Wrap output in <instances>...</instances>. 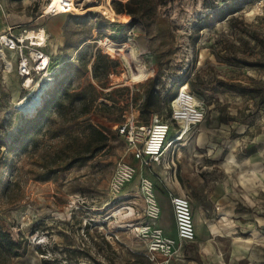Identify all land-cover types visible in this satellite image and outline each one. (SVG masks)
Returning <instances> with one entry per match:
<instances>
[{
	"label": "rangeland",
	"instance_id": "rangeland-1",
	"mask_svg": "<svg viewBox=\"0 0 264 264\" xmlns=\"http://www.w3.org/2000/svg\"><path fill=\"white\" fill-rule=\"evenodd\" d=\"M115 1L133 12L120 13L129 17L125 24L90 9L102 0H92L82 14L58 17H39L43 0H0V31L9 25L30 31L43 28L45 49L53 55L57 73L43 109L37 116L36 111L24 117L13 106L24 91L14 73L0 69V142L5 141L0 147V233L12 239L11 249L17 251L15 255L0 247V264H150L146 241L131 227L142 220L137 191L142 175L114 125L136 110L139 121L148 122L154 113L166 120L168 97L188 82L206 119L167 152V160L178 157L179 185L170 161L172 169H142L155 184L159 224L175 236L167 188L191 195L193 183L186 174L208 190L231 185L241 194L245 187H255L259 224L264 223V103L259 100L264 97V16L254 14L255 0H109L113 9ZM111 29L117 40L131 32L129 45L124 52L110 51L112 70L94 79L92 41ZM134 66L141 73L135 70L140 76L130 83L125 75ZM154 79L158 83L150 112L142 113L146 89ZM88 84L95 87L98 99L84 117L63 121L53 106L45 111L59 91ZM100 99L110 103L109 109L99 105H108ZM82 119L110 131L103 148L95 151L87 145ZM175 133L170 132L168 141L180 134ZM82 156L90 158L70 165ZM120 160L134 165L137 174L125 185L124 196L113 200L108 181ZM128 206H133V216ZM232 209L222 213L221 227L216 226L217 215L212 216L209 234L201 223L196 240L182 243L172 264H264L254 259L255 250L236 243L251 242L261 259L264 227L252 229L251 236L240 233L233 222L236 208ZM235 253L242 256L236 258Z\"/></svg>",
	"mask_w": 264,
	"mask_h": 264
},
{
	"label": "built area",
	"instance_id": "built-area-1",
	"mask_svg": "<svg viewBox=\"0 0 264 264\" xmlns=\"http://www.w3.org/2000/svg\"><path fill=\"white\" fill-rule=\"evenodd\" d=\"M43 1L39 17L76 15L74 8L82 9L85 6L84 0H57L56 3L54 0ZM81 1L83 2L81 3ZM251 7L256 16H264V0H255ZM100 13L102 14V12ZM39 29L38 27L32 31ZM29 31L21 25H9L0 31V69L3 73L7 71L16 75L19 87L24 93L17 96L13 106L24 117L29 115L26 111L36 112L43 106L47 100L48 91L57 81L53 55L46 52L45 49L47 46L45 30L43 29L44 40H31L28 38ZM115 32L114 29H111L104 36L92 41L94 44L92 58L102 55L113 60L114 56L109 53L110 51L124 52L126 50L131 32L127 35L129 37L126 36L118 40ZM186 84L178 86L169 103L170 115L166 120L160 118L158 114H154L148 123H141L138 121V110H136L137 114L129 111L123 115L122 122L114 125V130L118 136L124 138L128 150H130L133 160L138 162L140 170L163 162L168 148V137L172 130H176L175 135L180 134L171 138L169 148L180 142L192 128L205 121V108L190 91L189 86L185 87ZM41 90L43 91L39 95V100L35 103L34 95ZM29 100L34 105H26ZM183 128L185 129L182 130ZM175 139L177 140L174 141ZM136 174L135 166L123 160L118 161L108 181V194L111 199L122 198L125 185L130 183ZM137 191L142 198L140 216L142 220L136 225H131L132 231L140 239L147 240L150 264H172L174 257L180 251V245L194 242L196 239L190 199L184 194L168 191L176 233V238H172L166 235L163 228L157 224L160 219L161 207L156 198L152 179L141 176ZM128 194H130L129 191ZM127 208L128 212L130 209L132 210L131 216H133L135 212L133 206ZM220 218L217 222L222 219ZM109 238H112V235H109Z\"/></svg>",
	"mask_w": 264,
	"mask_h": 264
},
{
	"label": "crops",
	"instance_id": "crops-1",
	"mask_svg": "<svg viewBox=\"0 0 264 264\" xmlns=\"http://www.w3.org/2000/svg\"><path fill=\"white\" fill-rule=\"evenodd\" d=\"M167 152L165 153L164 160L161 164H152L149 168H146V169L148 170V173H150V171H152V169L154 167L162 165V166H164L165 169H172V167H171V165H172L174 168L173 177L175 178V184L179 185V182L176 178V164H175V158L177 160L178 157L174 158V156H173L170 160H169V158L167 160V157H168ZM169 161L171 162V165H170ZM138 171H139L140 175H142V176L144 175V174H142V170H140V167H138ZM185 176H186V178H189L191 183H193V185H192L193 192L191 195H187V194L183 193L182 191L180 193L174 192L173 190H171V188H167V190L174 192L175 194H184V195L189 197L192 212L194 211L193 220H194V225H195V230H196V238H197V235L199 234V231H200L199 226L201 223H204V226L207 230V233L209 234L208 229H207V225L209 222H213L212 216L216 214L217 217L220 218L222 213H226L227 211H229V209H231V211H233L234 209H232V208H236V215H235L236 220L235 221L233 220V222H235L234 223L235 227L237 228V230L240 231V233L250 234V236H251L252 229L256 230L259 225L264 227V225H262L264 223L259 224V217L257 214V206H256V203H254V201L257 200L255 187H253V188H252V186H250L249 188L245 187L243 190H241V194L236 193L234 188L231 185L229 187H225L224 190L220 186H218V187L216 186L213 190H208L205 188L204 185H201L199 183V181H195L193 177H189V175H187V174ZM146 177H148V176H146ZM148 178H150V177H148ZM172 183H174V182L172 181ZM154 188H155V184H154ZM168 191H167V198H168V202H169ZM169 204H170V202H169ZM247 207H250V209L248 210ZM159 220H158L157 224L161 227V225L159 224ZM262 220H264V219H262ZM220 222H222V219L217 223L216 226L221 227V225H219ZM174 230H175V227H174ZM209 230L213 232L215 229L211 225V226H209ZM165 234L172 237V238H176V233H175L174 237L167 234L166 232H165ZM203 241H204V239H201V242H203ZM236 243H239V245H238L239 247L244 246L245 247V248L243 247L244 250H247L248 247L251 250L252 249L255 250V252L251 251V253L255 255L254 259H258L257 261L264 260V256H262L261 259L258 258V256H259L257 253L258 248L252 247L251 242L245 243L242 240L236 239ZM240 256H242V253H235L236 258L240 257ZM244 257L248 258V255H244ZM254 259H252V257H250L251 263H252V261H255ZM259 262H262V261H259Z\"/></svg>",
	"mask_w": 264,
	"mask_h": 264
},
{
	"label": "trees",
	"instance_id": "trees-1",
	"mask_svg": "<svg viewBox=\"0 0 264 264\" xmlns=\"http://www.w3.org/2000/svg\"><path fill=\"white\" fill-rule=\"evenodd\" d=\"M114 10L117 14H120L122 12H125L127 15L133 16V12L126 7L125 5L114 2L113 3ZM135 21V18L132 17V21ZM113 63L115 64V61L109 59L106 56L102 55H96L94 58H92L91 61V67H92V75L94 79H97L99 77H106L109 72L112 70ZM158 80V79H156ZM158 81L156 82L155 79L153 81L149 82V85L146 89L145 97L141 106V112L148 111L149 106L153 103L152 97L155 90V86L157 85ZM189 83V82H188ZM175 92L168 97V101L170 102L172 98L174 97ZM98 99V95L96 94L95 87L92 84H88L85 87L79 89V90H64L59 91L56 95H54L50 101L47 103L46 110L47 111L50 107H54L60 112L61 117L63 118V121H71V120H77L82 117H84L90 108L95 104L96 100ZM103 102L107 101L105 99H101ZM261 103H264V97L260 98ZM47 101V100H46ZM43 104V106L36 112L35 116L43 109V107L46 104ZM78 102V110L74 108L75 103ZM106 104L100 103L99 105L102 108L109 109L111 106L110 103L105 102ZM170 109L167 112L168 117L170 115ZM157 114V113H154ZM153 114V115H154ZM85 119L81 120V125L83 129L86 130L87 134V145L93 146V148H96L95 151L103 148L108 140H109V134L110 131H108L105 128L98 127L95 125L88 124L84 122ZM139 121V120H138ZM141 123H148L147 121H139ZM116 133V131H115ZM117 135V133H116ZM5 141L0 142V147L4 146ZM89 156H82L79 158H76L70 165L73 164H84L89 160ZM4 237V238H2ZM4 239V240H3ZM14 245V242L11 238H5L4 233H0V247L2 250H6L9 253L17 254V251H12L11 247ZM17 248L19 246L17 245Z\"/></svg>",
	"mask_w": 264,
	"mask_h": 264
},
{
	"label": "bare ground",
	"instance_id": "bare-ground-1",
	"mask_svg": "<svg viewBox=\"0 0 264 264\" xmlns=\"http://www.w3.org/2000/svg\"><path fill=\"white\" fill-rule=\"evenodd\" d=\"M56 1L57 0H54V3H56ZM122 1H126V0H122ZM91 2H92V0H84L85 5L90 4ZM95 4H96V6H93V8H90V9H93V10H96V11L98 10V11L102 12V14L107 16L111 21H114L116 23L125 24L129 20V17L127 15H125V14H117L114 11V9L111 7L109 0H102V2H97ZM0 6H1V4H0ZM83 12H84L83 8L82 9L74 8V13L76 15L82 14ZM28 38H30L31 40H35V39L36 40H44V31H43V29H39L37 32L29 31L28 32ZM140 65H141V67L145 68L143 66V64L140 63ZM135 70H138L141 73L140 68H137L136 66H134V68H132V69H129V71H128V82H130V83L133 82V80L137 79L140 76V75L139 76L138 75L135 76ZM26 112L29 114V116H32L33 113H34L32 110H28ZM174 141H176V139ZM169 145H170V142L168 141L167 142V147L168 148L166 149V151L169 150ZM231 162H232L233 165L237 166V163H236L235 160H231ZM252 172L256 173L254 171V169H252ZM238 174L241 175L240 172ZM246 180L247 181H251V178H246ZM240 182L241 183L243 182L242 177H240ZM126 209H128V208L126 207ZM141 240L147 241L146 239H141Z\"/></svg>",
	"mask_w": 264,
	"mask_h": 264
},
{
	"label": "water",
	"instance_id": "water-1",
	"mask_svg": "<svg viewBox=\"0 0 264 264\" xmlns=\"http://www.w3.org/2000/svg\"><path fill=\"white\" fill-rule=\"evenodd\" d=\"M126 77H128V75H125ZM43 90H41L40 92H38L37 94H35L34 95V100H35V103H37L38 102V100H39V95H40V93L42 92ZM28 104H31V105H34V103L32 102V101H27V103H26V105H28ZM25 105V106H26Z\"/></svg>",
	"mask_w": 264,
	"mask_h": 264
}]
</instances>
